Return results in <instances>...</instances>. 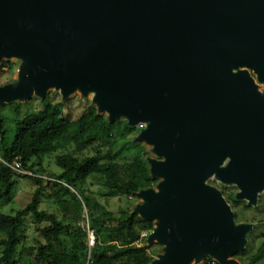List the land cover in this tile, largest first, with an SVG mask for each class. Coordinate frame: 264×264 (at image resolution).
Returning a JSON list of instances; mask_svg holds the SVG:
<instances>
[{
  "label": "water",
  "instance_id": "water-1",
  "mask_svg": "<svg viewBox=\"0 0 264 264\" xmlns=\"http://www.w3.org/2000/svg\"><path fill=\"white\" fill-rule=\"evenodd\" d=\"M11 60L0 110L79 92L108 122L145 126L133 142L164 158H149L158 184L133 210L155 223L152 264H241L254 224L209 181L251 207L264 193V0H0V66Z\"/></svg>",
  "mask_w": 264,
  "mask_h": 264
},
{
  "label": "trees",
  "instance_id": "trees-1",
  "mask_svg": "<svg viewBox=\"0 0 264 264\" xmlns=\"http://www.w3.org/2000/svg\"><path fill=\"white\" fill-rule=\"evenodd\" d=\"M5 65L13 67L11 62ZM73 105V100L49 103L36 114L20 118L10 128L15 134L13 143L5 129L11 117L2 113L7 106L0 110V201L9 199L14 189L15 172L10 166L16 161L23 171L41 175L34 160L69 150L56 156L62 173L51 176L49 192L42 177L27 176L37 185L31 201L10 215L0 211V264H152L163 249L158 244H146L155 223L129 209L116 215L85 190L88 182H94L102 186L99 195L103 198L137 200V193L158 184L151 175L150 150L133 142L130 136L134 129L126 121L108 122L90 101L86 105L80 102L83 111L74 117ZM14 106V113L20 114V104ZM130 149L136 152L128 155ZM87 150L89 154H84ZM45 195L58 214L40 209ZM29 217L41 225L37 228L41 240L22 260L23 221ZM82 222H86L84 227ZM90 232L95 238L93 246L88 244ZM64 235L74 240L70 249L65 246ZM250 238L251 234L248 242L253 244ZM249 254L248 247L236 258L241 264L262 262L264 241Z\"/></svg>",
  "mask_w": 264,
  "mask_h": 264
},
{
  "label": "rangeland",
  "instance_id": "rangeland-1",
  "mask_svg": "<svg viewBox=\"0 0 264 264\" xmlns=\"http://www.w3.org/2000/svg\"><path fill=\"white\" fill-rule=\"evenodd\" d=\"M13 64V67H3L6 61L2 64V67L0 66V86L8 84L10 81L16 80L18 75V69L20 63L16 60L10 61ZM253 75L255 73L253 71H250ZM257 77V75H255ZM256 83H258V88L261 92L264 91V84L259 83L257 81V78L255 79ZM92 96L90 95L88 99H85L81 96V93H76L73 95L69 100H73V112L72 114L74 117H77L79 114H81L82 107L79 106L80 102L83 105H86L87 102H91ZM62 101V96L60 93H56L55 90H50V92L47 94L45 99H40L37 97H33L27 102L19 103L20 107V114H15L16 107H12L14 104L11 105H4L7 106L3 110V114L6 116H10L11 118H8L7 126L5 127L6 130H9V139L10 142L13 143L15 134L10 131V128H13L16 124V121H18L20 118L34 115L36 114L40 109H42L45 105L49 103H58ZM67 101V100H66ZM65 102V101H63ZM2 108V107H1ZM1 114V112H0ZM108 116V114H105ZM123 119H120L119 121H126ZM3 127V124H2ZM145 126H139L137 128H132L134 131L132 132L130 138H136V136L139 134L141 129H143ZM124 143H120L117 147L120 148ZM142 146L147 147L149 150L153 147L149 144H146L145 142L140 143ZM69 151V150H68ZM66 150H58L57 152H53L52 154L45 156L42 158V160H34L35 164V170H39L38 173L41 175H35L31 172H25L22 170V173L15 172L14 176V189L10 195V198L7 200L0 201V211L4 214L10 215L12 214V211H15L19 208L25 207L32 199V195L34 191L37 189V185L35 182L27 179V176H38L42 177L46 182L44 183V187L46 188V191L49 192V184L48 181L52 180L51 176L53 175H59L62 173V170L56 165V156H58L61 153L68 152ZM136 151L134 149H130V151L127 153L128 155H133ZM150 153V151H149ZM84 154H89V150L85 151ZM151 159H156L159 161H163L164 158H158L155 157L153 154L150 153ZM29 173V174H27ZM209 184L211 186H214L218 188L222 193H225V198L229 202L230 206L232 207V210L235 214V222L237 224L241 223H253L254 224V230L250 233L251 238L253 240V244L247 243L245 248H250V254L255 253L259 246L264 241V193H261L258 199V203L256 206H249L246 201H240L236 199V194L238 193V188L234 185L225 186L219 183L218 181L212 179L209 181ZM85 190L87 191V194L91 197H94L98 199L101 203L106 205V207L114 212L116 215L121 213L123 210H134V208L137 205L142 204L141 199L133 200V201H126L122 198H103L99 193L103 191L102 186L99 183L94 182H88L85 186ZM74 191V190H73ZM237 201V203H236ZM233 202H235V205H232ZM40 209L47 210L52 213L58 214V210L56 207L52 204V202L49 201L48 196L45 195L42 198V204L40 205ZM86 218V215H85ZM86 222H82L80 226L84 227ZM23 230H22V244L20 246V256H22V260L27 257L30 254V249L32 246H35L37 244V240L39 239V235L37 233V228L41 225L37 224L32 217H29L23 221ZM64 240L66 241L65 246L70 249L72 247V242L74 240L70 237H67L66 235L63 236ZM93 236L89 237L88 244L89 246H93ZM147 244V243H146ZM162 247V246H161ZM163 248V247H162ZM236 258V256H235ZM237 259V258H236ZM191 264H194L191 263ZM202 264H206V261H204ZM259 264H264V260L262 262H259Z\"/></svg>",
  "mask_w": 264,
  "mask_h": 264
},
{
  "label": "built area",
  "instance_id": "built-area-1",
  "mask_svg": "<svg viewBox=\"0 0 264 264\" xmlns=\"http://www.w3.org/2000/svg\"><path fill=\"white\" fill-rule=\"evenodd\" d=\"M9 67L8 65L6 66V68ZM10 168L14 171V172H19L22 173V167H21V163L19 161H16L13 165L10 166ZM29 174V173H27ZM93 236V240H95L94 235L92 232H90V236ZM94 245V242H93ZM210 259V260H209ZM206 264H219L216 260H213L211 258H207L206 260Z\"/></svg>",
  "mask_w": 264,
  "mask_h": 264
},
{
  "label": "bare ground",
  "instance_id": "bare-ground-1",
  "mask_svg": "<svg viewBox=\"0 0 264 264\" xmlns=\"http://www.w3.org/2000/svg\"><path fill=\"white\" fill-rule=\"evenodd\" d=\"M214 176H215V175L213 174V175H212V179L214 178Z\"/></svg>",
  "mask_w": 264,
  "mask_h": 264
},
{
  "label": "flooded vegetation",
  "instance_id": "flooded-vegetation-1",
  "mask_svg": "<svg viewBox=\"0 0 264 264\" xmlns=\"http://www.w3.org/2000/svg\"><path fill=\"white\" fill-rule=\"evenodd\" d=\"M252 74V73H251ZM253 75V74H252ZM254 76V75H253Z\"/></svg>",
  "mask_w": 264,
  "mask_h": 264
}]
</instances>
